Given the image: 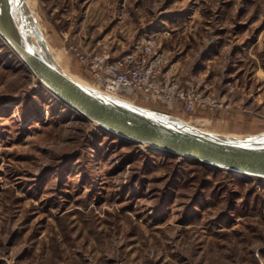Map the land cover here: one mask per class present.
<instances>
[{"label":"rangeland","instance_id":"obj_1","mask_svg":"<svg viewBox=\"0 0 264 264\" xmlns=\"http://www.w3.org/2000/svg\"><path fill=\"white\" fill-rule=\"evenodd\" d=\"M26 4L52 59L92 87L102 90L71 47L116 59L154 32L181 86L207 84L221 99L230 85L232 104L188 114L119 99L212 134L264 131V0ZM0 264H264V186L120 144L0 39Z\"/></svg>","mask_w":264,"mask_h":264},{"label":"water","instance_id":"obj_2","mask_svg":"<svg viewBox=\"0 0 264 264\" xmlns=\"http://www.w3.org/2000/svg\"><path fill=\"white\" fill-rule=\"evenodd\" d=\"M0 36L64 107L111 137L153 153L264 180V131L228 137L111 96L62 69L39 38L26 0H0Z\"/></svg>","mask_w":264,"mask_h":264},{"label":"built area","instance_id":"obj_3","mask_svg":"<svg viewBox=\"0 0 264 264\" xmlns=\"http://www.w3.org/2000/svg\"><path fill=\"white\" fill-rule=\"evenodd\" d=\"M70 51L91 80L109 95L127 94L169 108L179 105L188 114L196 109L215 112L228 109L232 104L234 88L230 85L221 99L210 94L207 84L181 86L169 67L168 55L153 36L138 41L133 49L116 59L110 57L107 49L94 54L76 47H71ZM241 178L264 186V180Z\"/></svg>","mask_w":264,"mask_h":264},{"label":"crops","instance_id":"obj_4","mask_svg":"<svg viewBox=\"0 0 264 264\" xmlns=\"http://www.w3.org/2000/svg\"><path fill=\"white\" fill-rule=\"evenodd\" d=\"M152 33H154V32H152ZM213 49L216 50V48H213V47L209 46V48L207 49L208 51H206V52L204 53V55H203V57H202V60H205V59H206V56H207L208 54L212 53ZM182 57H183L182 53H181V52H178L177 56L174 57L173 60H174L177 64H179V61L181 60ZM174 61H173V62H174ZM180 74L182 75V71L180 72ZM179 107H180L179 105H175V106L173 107V110H174V111H177V110H179ZM201 166H202V165H201ZM202 167H203V166H202ZM205 168H206V167H205Z\"/></svg>","mask_w":264,"mask_h":264},{"label":"bare ground","instance_id":"obj_5","mask_svg":"<svg viewBox=\"0 0 264 264\" xmlns=\"http://www.w3.org/2000/svg\"><path fill=\"white\" fill-rule=\"evenodd\" d=\"M26 2H27V0H26ZM151 36H153V37H156L157 36V34L156 33H153ZM0 39H1V41L12 51V52H14L15 53V55L18 57V59H19V56L16 54V52L13 50V48L6 42V40L5 39H3L1 36H0ZM20 60V59H19ZM36 79V81L39 83V85L43 88V89H45L48 93H49V90H48V88H47V86L46 85H44V84H42L41 82H39V80L37 79V78H35ZM88 84V83H87ZM89 85V84H88ZM91 86V85H90ZM111 96H113V95H111ZM114 97H119V96H114ZM197 125V124H196ZM143 148H146V147H143ZM238 177H240V176H238Z\"/></svg>","mask_w":264,"mask_h":264},{"label":"trees","instance_id":"obj_6","mask_svg":"<svg viewBox=\"0 0 264 264\" xmlns=\"http://www.w3.org/2000/svg\"><path fill=\"white\" fill-rule=\"evenodd\" d=\"M113 139H115V138H113ZM117 140V139H116ZM118 142L120 143V144H125V143H123V142H121V141H119L118 140ZM192 163H194V162H192ZM195 164H198V163H195ZM199 165V164H198Z\"/></svg>","mask_w":264,"mask_h":264}]
</instances>
